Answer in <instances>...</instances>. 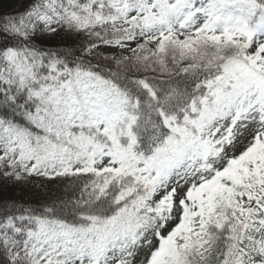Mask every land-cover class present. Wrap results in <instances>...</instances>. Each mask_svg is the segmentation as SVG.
<instances>
[{
    "label": "snow or ice",
    "instance_id": "snow-or-ice-1",
    "mask_svg": "<svg viewBox=\"0 0 264 264\" xmlns=\"http://www.w3.org/2000/svg\"><path fill=\"white\" fill-rule=\"evenodd\" d=\"M0 264H264V0L0 13Z\"/></svg>",
    "mask_w": 264,
    "mask_h": 264
},
{
    "label": "trees",
    "instance_id": "trees-1",
    "mask_svg": "<svg viewBox=\"0 0 264 264\" xmlns=\"http://www.w3.org/2000/svg\"><path fill=\"white\" fill-rule=\"evenodd\" d=\"M31 0H4L1 7L5 11H0V13L13 12L15 10H22L27 7ZM34 185L16 186L14 188L8 189L9 195L15 196L16 198L23 200H31L33 202L44 199L46 196L59 195L64 193L67 189L70 191L69 182L67 181H48L40 177H34Z\"/></svg>",
    "mask_w": 264,
    "mask_h": 264
},
{
    "label": "rangeland",
    "instance_id": "rangeland-1",
    "mask_svg": "<svg viewBox=\"0 0 264 264\" xmlns=\"http://www.w3.org/2000/svg\"><path fill=\"white\" fill-rule=\"evenodd\" d=\"M3 1H4V0H0V11H5V9H3V8L1 7V4L3 3ZM106 51H109V52H110V51H112V50H106Z\"/></svg>",
    "mask_w": 264,
    "mask_h": 264
}]
</instances>
